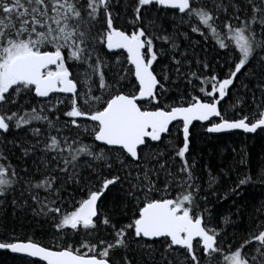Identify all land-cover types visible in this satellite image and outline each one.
Returning <instances> with one entry per match:
<instances>
[{"label":"snow or ice","instance_id":"1","mask_svg":"<svg viewBox=\"0 0 264 264\" xmlns=\"http://www.w3.org/2000/svg\"><path fill=\"white\" fill-rule=\"evenodd\" d=\"M197 128L264 137V0H0V250L264 264V201L220 210L264 185V149L201 166Z\"/></svg>","mask_w":264,"mask_h":264},{"label":"trees","instance_id":"2","mask_svg":"<svg viewBox=\"0 0 264 264\" xmlns=\"http://www.w3.org/2000/svg\"><path fill=\"white\" fill-rule=\"evenodd\" d=\"M123 25V21H121ZM130 30V28H129ZM194 39H199V37H194ZM207 49V55L209 59L216 55L214 51H212V44L209 42L205 45ZM203 54V53H201ZM126 56V53L121 55V59ZM127 66V65H126ZM176 133L173 130V136L175 137ZM195 139V155L198 158L199 165L203 166L205 164H211L214 168L219 170V166L223 164L224 167H227L232 164L233 159L236 153L233 152V149H236L237 152L244 147L248 153L252 157H258L261 153L262 149H264V137L255 136L254 134H246L243 132H226L219 134H208L203 128H197L194 133ZM253 174H255V170H253ZM236 180V173L233 172L231 176V180L227 183L230 185L233 181ZM100 181H95V185L98 187ZM127 187V185H125ZM226 191L225 188L221 189V192ZM242 195L239 197H235L237 203L233 205L232 199L223 203V207L220 209L221 211L231 210L235 211L236 207L239 206L244 208L247 206L248 211L252 210V205H259L261 201H264V185L255 184L247 186L241 189ZM121 197V192L119 188L108 192L102 197L103 205L102 209L106 210L111 208L113 202H119ZM81 198H86L85 194L76 193L75 199L79 200ZM128 215H131L129 213ZM118 219L122 223L128 222V216H118ZM246 219V217H245ZM12 223H15L16 226V236L20 239H24L25 237L31 234V230L29 229L27 223H23L22 221L13 222L11 217H9L10 227ZM23 223V226H21ZM41 242L51 246L49 243L48 237H41ZM31 258L12 255L7 250H0V264H29V260ZM43 264V262H41Z\"/></svg>","mask_w":264,"mask_h":264},{"label":"water","instance_id":"3","mask_svg":"<svg viewBox=\"0 0 264 264\" xmlns=\"http://www.w3.org/2000/svg\"><path fill=\"white\" fill-rule=\"evenodd\" d=\"M229 132H242L241 130H233V131H229ZM224 133H226V132H224ZM247 134V133H246ZM8 252H10V251H8ZM11 253V252H10ZM12 255H17V256H21V255H19V254H13V253H11Z\"/></svg>","mask_w":264,"mask_h":264}]
</instances>
